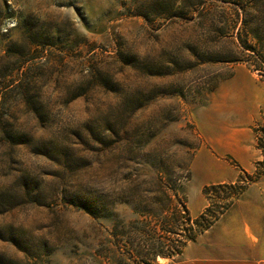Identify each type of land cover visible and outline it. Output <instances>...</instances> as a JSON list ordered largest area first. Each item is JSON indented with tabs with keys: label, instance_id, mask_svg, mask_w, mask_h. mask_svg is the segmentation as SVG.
Here are the masks:
<instances>
[{
	"label": "rangeland",
	"instance_id": "1",
	"mask_svg": "<svg viewBox=\"0 0 264 264\" xmlns=\"http://www.w3.org/2000/svg\"><path fill=\"white\" fill-rule=\"evenodd\" d=\"M211 1L0 0V264L180 258L200 202L194 110L237 64L264 80L209 60L241 50L235 10L208 16ZM254 131L264 146V120Z\"/></svg>",
	"mask_w": 264,
	"mask_h": 264
},
{
	"label": "crops",
	"instance_id": "2",
	"mask_svg": "<svg viewBox=\"0 0 264 264\" xmlns=\"http://www.w3.org/2000/svg\"><path fill=\"white\" fill-rule=\"evenodd\" d=\"M263 116L264 80L254 78L244 64L235 65L211 100L194 110L193 123L201 138L190 165L191 178L196 173L199 180L195 215L209 204L205 186L233 184L241 175L250 181L171 264H264V154L254 131Z\"/></svg>",
	"mask_w": 264,
	"mask_h": 264
},
{
	"label": "trees",
	"instance_id": "3",
	"mask_svg": "<svg viewBox=\"0 0 264 264\" xmlns=\"http://www.w3.org/2000/svg\"><path fill=\"white\" fill-rule=\"evenodd\" d=\"M216 1L223 3L221 5H225L223 9L231 8L235 10L237 17L236 24L239 23L240 25L236 31V37L241 50L237 52L239 54H236V56H233L232 58L225 55L224 52H218V54L212 52L208 56L210 57L209 60L244 62L247 63L253 71H256L258 74L264 76V70L260 67V65L256 64L257 61L262 64L264 63V0H212L209 2L210 11H208V16L212 13ZM216 9L217 7L215 10ZM224 23H227V21ZM225 27L227 26H223V28ZM251 58L258 59L254 62ZM258 147L264 149L262 139L258 140ZM235 187L236 185L234 184H214L205 186L203 191L209 197V192L211 190H214L217 194L221 191H228ZM224 200H227V198H224ZM228 206L226 205V207L221 208L222 211H215L210 205H208L204 211L194 218V220L187 217L185 221L189 222V225L187 226L188 228L180 227V231H184V234H180V237L182 238L178 241V245L176 246L177 248L172 247L175 253H180V250L186 241L194 240L198 234L209 228L219 215L228 208ZM171 214L172 216L170 219L174 224L182 222L179 221V215L177 213ZM159 253L161 256L166 257L164 251H159ZM167 255L172 256V252Z\"/></svg>",
	"mask_w": 264,
	"mask_h": 264
}]
</instances>
